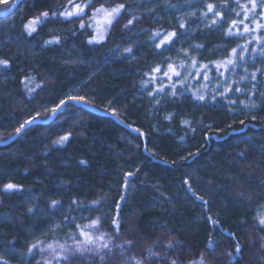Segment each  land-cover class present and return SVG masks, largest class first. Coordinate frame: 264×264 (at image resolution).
Returning a JSON list of instances; mask_svg holds the SVG:
<instances>
[{"label": "trees", "instance_id": "trees-1", "mask_svg": "<svg viewBox=\"0 0 264 264\" xmlns=\"http://www.w3.org/2000/svg\"><path fill=\"white\" fill-rule=\"evenodd\" d=\"M67 2L25 0L11 16L0 19V59L10 64L8 68L0 67V142L15 134L19 122L37 112L40 120H48L51 107L60 98L78 94L90 101L89 107L109 114L115 109L125 124L139 128L148 151H143L139 135L109 117L78 106L57 113L49 124L33 125L10 145L0 146V188L12 182L22 189L13 194L0 192V256L8 264H36L42 258L39 250L35 258L25 259L21 255L31 243L42 240L72 245L74 241L69 236H78L77 224H87L89 219L107 213L109 219L101 225L100 232L112 236L116 244L134 241L127 257L143 258L146 249L155 245L154 251L163 259H154L152 264H166L168 259L189 264L205 252L211 237L216 241V250L210 256L205 253L207 264H229L227 253L234 251L235 242L222 233L224 229L235 234L243 245L236 264H261L264 231L256 227V218L264 213V104L260 103L264 87L255 93L258 107L251 112L242 111L241 99H235L233 94L227 99L217 94L213 101L212 96L223 90H202L207 102L193 99L191 92L197 89H180L176 98L171 97V92L155 96L154 90L153 98L146 91L149 83L168 80L163 72L156 73L158 79L152 80L154 67L161 65L167 70L168 58L177 65L186 59L175 54L177 48L205 45L202 50L192 52L204 64L226 60L233 48H237L238 54L243 53L247 41L242 25L232 29L239 30L241 35L225 36L232 20L244 19L240 4L235 0H191L190 5H186V0H114L126 3L130 14L125 13L101 44L87 43L92 29L80 30L79 19L46 23L31 38L24 36V21L43 10L58 6L63 10ZM104 2L95 0L93 8ZM208 3L222 13L225 4L231 5L223 23L216 27H209L215 19L211 13L208 19L195 23L201 19L199 14L207 11ZM87 12L85 21L92 8ZM191 12L197 15L190 16ZM237 12L241 13L239 17ZM132 16L141 19L131 31H123V25ZM181 20L192 25L193 30L158 55L149 39L152 32L157 29L183 32L179 29ZM53 36L62 37L60 44L45 47L44 41ZM128 47L133 48L131 54L123 51ZM254 55L249 74L264 68L255 60L257 57L260 62L262 58L256 52ZM187 62L189 67L178 71L183 73L191 68V61ZM219 71L228 72L224 68ZM29 75L35 78L29 87L42 85L36 89L34 99L28 98L22 83ZM181 77L174 76L173 81ZM257 77L264 82V74L258 72ZM245 83L250 90V79ZM231 100L236 101L234 106L229 105ZM169 113H175L172 120L164 118ZM184 119L192 122L195 132L181 124ZM68 133H71L69 142L53 145L54 140ZM150 152H155V157ZM126 172L135 175L130 177L132 186L127 188L121 229L116 235L110 227L111 217L116 211L114 202L124 191ZM186 179L193 191L209 202L208 210L187 191ZM98 197H105L108 202L96 211L90 210L91 202ZM53 200L60 202L54 210L49 208ZM74 200L78 204H73ZM29 208L34 209V215L28 213ZM65 217L69 221L75 218V222L61 228L49 227ZM208 217L218 224L209 223ZM169 240L179 241L183 247L165 251L164 245ZM127 257H121L117 249L106 259L109 264H124ZM72 264L87 261L77 257ZM95 264H100L98 258Z\"/></svg>", "mask_w": 264, "mask_h": 264}, {"label": "snow or ice", "instance_id": "snow-or-ice-1", "mask_svg": "<svg viewBox=\"0 0 264 264\" xmlns=\"http://www.w3.org/2000/svg\"><path fill=\"white\" fill-rule=\"evenodd\" d=\"M237 4H240V0H235ZM20 0H0V6H4V11L0 13V15H10L13 11L12 7L8 5H12L18 7ZM95 0H84V3H78L77 0H68L67 4L63 6V10H59V6L57 9H49L40 11L38 15L32 16L28 18L26 21L23 22V29L22 32L26 38H31L34 36L38 29L43 27L46 23H54V22H61L66 23L70 22L73 19L81 20L79 25V29L82 31H87L89 28L92 29V33L87 40L89 45L93 44H101L107 39L111 29L115 26L119 20L124 17L125 13L130 14V9L126 3L119 2L116 3L114 0H105L104 3L100 4L99 6L93 8V4ZM191 0H186V5H190ZM111 4L112 6H107ZM142 6V5H134ZM168 7H175L173 5H168ZM230 4H225L224 12L218 11L216 6L212 3H208L206 5L207 11L200 13L201 19L196 21L195 23H201L203 20L208 19L209 13L212 14L215 19L212 20L211 25L209 27H216L217 24L223 23L224 15L227 14V11L230 9ZM240 7L243 9V20H232L228 30L225 31V36H237L241 35L240 31L237 30L235 32L232 31L233 28L238 29L239 25H243L244 33H250L252 31H260L264 30V0H248L247 5L240 4ZM92 8L91 16L88 18L87 21L84 20V17L88 16L87 9ZM190 16L197 15L196 12L189 13ZM237 17L241 15L240 12L236 13ZM141 19L139 16H132L130 19L127 20V23L123 25V31H131L134 23ZM253 20L257 21L255 23V29H250L249 25L245 23V21ZM93 21H96V25H93ZM179 29H182L183 32L180 31H167L164 29H157L154 30L149 38L150 41L155 44V48L157 50V54L161 55L165 50L172 48V46L177 42V40L181 39V37L186 36L189 31L193 30L192 25H188L186 21L181 20L179 23ZM76 33H73L75 35ZM62 37L60 36H53L50 39L44 41V46H56L59 45L61 42ZM157 41H159L157 43ZM255 42L260 45L259 48H252V52L259 51L261 56H264V36H256ZM205 45L202 44H195L192 45L188 49L177 50V55H182L186 58L182 60L178 65L171 61V58H168L165 63H167V70H164L161 65H157L152 69V80H157L158 77L155 75L156 73L163 72V76L166 77L171 83H169L166 87L171 88V97L176 98L180 89L186 88V81L190 77H184L182 81H173V77H180L182 73L178 71L179 68H187L189 67L188 60L191 61L190 67L195 69L198 75H202L205 81H210L211 77L209 76L210 65H214L216 68L218 75L220 77L224 76V72L219 71L221 68H224L225 71H235L236 68L239 66V62L246 63V57L243 53L238 54L237 48L231 49V53L226 60L223 61H212L208 64L200 63L195 56L192 55V52L202 50ZM240 47L239 45L237 46ZM246 50V49H245ZM124 53L131 54L133 52V48L128 47L123 49ZM10 66L9 61L6 59H0V67L8 68ZM203 70V71H201ZM264 74V68H257L256 71L252 73H248L245 71L244 75L240 76V81L248 82L249 79L252 82L251 89L245 91L242 87H236L235 85L239 83V81H232L228 83L225 80L226 86L224 87L223 92H218L212 96V100L215 101L217 98V94L221 99H227V97L234 91L235 93L245 94V100H240L239 103L242 105V111L247 110L251 112L256 110L258 105L256 103V95L259 87H264V82L258 80L257 73ZM148 75V74H146ZM35 78L31 75L26 76L25 80L22 83L25 85V91L29 99L35 98L36 89L42 87L41 84H37L35 88L29 87L30 84L34 82ZM177 83H179V88L177 87ZM166 87L161 85L160 87L154 89L155 94H162L166 91ZM208 87L207 83L201 86V89H197L191 92V96L196 101H206V96L203 94L202 90H206ZM215 91V90H214ZM153 92L149 93V96L155 98ZM90 101L82 95H72L67 94L65 97L59 99L58 103H55L50 111L53 115L57 113H62L64 111H68L72 106L80 105V104H89ZM260 103L264 104V91L260 92ZM159 101H157V105ZM236 104L235 100L229 101L230 106H234ZM48 111V109H45ZM111 115L117 119L118 122L124 123L120 120L119 114L115 109L111 110ZM175 116V113H169L164 118L166 120H172ZM40 119L39 113L37 112L36 115L31 116L28 119L23 120V122H19V127L15 129V135L20 136L25 131H27L30 127L37 124L38 120ZM255 119V116H253ZM242 125L244 121L240 122ZM181 124L192 128V131L195 132V128L192 127V122L184 119L181 121ZM125 127L132 128L131 125L125 124ZM133 131L137 132L140 137H144V133L141 132L139 128H133ZM71 133L65 134L60 136L58 139L54 140L52 143L53 145H64L70 140ZM9 140L12 139L11 136L8 138ZM183 137H181V141H183ZM7 143V141H3ZM139 147V145H137ZM146 152L148 151L147 146L144 149ZM151 156L155 157V152L149 153ZM190 156H195L197 153H190ZM244 155V153H241ZM83 163V161L81 162ZM134 172H126L123 176V188L124 191L120 194L119 200L115 201V215L111 217V228L115 229L116 235H119L121 229V213H122V206L123 202L127 198V188L131 187L130 177L134 176ZM185 184L188 185L187 191L190 192L196 200H200L202 202V206L205 210H208L210 205L209 202L203 200L202 197L198 196L195 191L191 188L189 181L186 179L184 181ZM21 186L16 183H5L3 184L2 188H0V192L5 194H13L15 192L21 191ZM107 199L105 197H98L96 200L91 202L92 208L90 210L96 211L100 207H102L105 203H107ZM73 204H78V201H73ZM60 206V202L57 200L51 201L49 208L55 209ZM264 207V206H262ZM28 213L35 214L34 209L29 208ZM109 219V214L102 213L101 215L96 216L94 219H89V222L84 225L77 224L76 225V232L78 236L75 234H70L69 239H72L74 243L72 245L60 244V243H45L42 240H37L35 243H31L28 247L26 252L21 253L25 259L28 258H35V254L37 250L42 254L41 260H38L36 264H72L73 260L77 257L81 259H85L87 264H95V259H99L100 264H109L107 261V257L114 255L115 251L118 249L119 254L121 257H127V250L131 249L134 246V241L131 240H124L121 241L119 244L114 243L113 237L108 235L105 232H100V227L104 223V221ZM208 222L217 225L218 221L212 219V217H208ZM257 223L256 227L259 228L261 231H264V213H260L257 215ZM75 222V218L72 221H69L68 217H65L63 221L59 224L49 226L52 229L61 228L66 223H73ZM222 233L227 235L231 240L235 242L234 251H230L227 253L229 258V264H236V261L239 260L242 252H243V245L239 243L235 234L228 232L227 230L222 229ZM99 233V235H96ZM82 238V239H81ZM11 243V242H9ZM183 247L179 241L169 240L165 245V251L175 250L177 247ZM154 247H150L146 249L147 255L143 258H136L135 256L127 257L124 261V264H152L153 260H160L163 259L160 253L154 251ZM216 250V241L209 238L207 245L205 246V252L201 253L200 258L195 261H189V264H207V258L205 253L209 256L212 252ZM260 251H264V238H261L260 244ZM47 255H43V254ZM0 264H8V261L3 257L0 256ZM166 264H179L178 260L176 259H168L166 260ZM261 264H264V258L261 259Z\"/></svg>", "mask_w": 264, "mask_h": 264}, {"label": "rangeland", "instance_id": "rangeland-1", "mask_svg": "<svg viewBox=\"0 0 264 264\" xmlns=\"http://www.w3.org/2000/svg\"><path fill=\"white\" fill-rule=\"evenodd\" d=\"M230 2H233V0H229ZM248 0H241L240 4H247ZM0 9H4V6H0ZM257 21H253V20H248L245 21V23H247L249 25L250 29H255V23ZM260 22H264V21H260ZM242 33L245 35L244 40L247 41V44H245L246 46V50L243 51V54L246 57V63L245 62H239V66L237 67V69L235 71H228L227 73L224 72V76L220 77L218 75V72L216 70V68L210 67V71H209V76L211 77L210 81H205L202 75H198L196 70L193 68H188L187 70H185L182 73V77L179 79V81L184 80V77H190L187 81H186V88L185 90L188 89H201V86L204 85L205 83H207L208 87L207 90L208 91H214V90H224L223 86H226L225 84V80H227L228 83H231L232 81H239L238 84H236V87H242L245 89V91L247 92L248 90V83H245L244 81H240V76L245 74V71H247L249 73V64L251 61V56H255L254 52L252 53L251 48L255 47V48H259L260 45H258L255 42V37L256 36H264V30H260V31H252L250 33H244L243 31V25H242ZM254 40V42H252V39ZM252 42V43H250ZM251 44V47H249V45ZM183 48H177L176 49V53L177 50H182ZM175 53V54H176ZM182 54V53H181ZM177 55V54H176ZM256 55L261 57V61L259 62V58H255V60H257V65L258 66H264V56H261L260 52L257 51ZM254 66H252L251 69H253ZM203 71V70H201ZM222 72V71H221ZM169 80H160L157 83H149L146 87V91H153L154 89L160 87L161 85H164L165 87L169 84ZM171 83V82H170ZM179 84V83H177ZM223 85V86H222ZM172 91L171 88H167L166 87V91L163 94H168ZM235 96V99H241L243 100L245 98V94H239V93H235L234 91L231 93ZM230 94V96H231ZM158 94H155V96H157ZM239 95V96H237ZM51 117V116H50Z\"/></svg>", "mask_w": 264, "mask_h": 264}, {"label": "water", "instance_id": "water-1", "mask_svg": "<svg viewBox=\"0 0 264 264\" xmlns=\"http://www.w3.org/2000/svg\"><path fill=\"white\" fill-rule=\"evenodd\" d=\"M23 1H25V0H20L19 5H20ZM8 6L13 8L12 13H11L10 15H7V16H5V15H0V19H4V18H7V17L11 16V15L16 11V9L18 8V7L12 6V5H8ZM3 11H4V9H0V13H2ZM76 106H78V107H80V108H82V109H84V110H86V111H88V112L96 113V114H100V115H103V116H105V117H109V118H111L112 120H114L117 124H119L122 128L126 129V130L129 131V132H132V133H135V134L139 135L137 132H135V131L132 130L134 127H132V128L125 127V123H120V122H118L117 119L114 118V117H113L111 114H109V113L101 112V111L96 110V109H94V108H91V107H89L88 105H85V104H80V105H76ZM56 115H57V114H56ZM56 115H53V114H52L51 117H50L48 120H40V119H39L38 122H37V124H40V125H46V124H49L50 122H52V121L54 120V118L56 117ZM127 125H128V124H127ZM20 136H21V135H20ZM11 137H12L11 140H9L8 138H7L6 140H4V141H7V143H4L3 141H1V142H0V146H8V145H10V144H11L12 142H14L19 136H16V135L14 134V135H12ZM141 140H142V143H143V151L145 152V150H144V149H145V146H146V139H145V136H144V137H141Z\"/></svg>", "mask_w": 264, "mask_h": 264}]
</instances>
